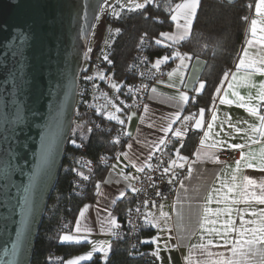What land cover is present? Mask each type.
I'll return each mask as SVG.
<instances>
[{"label": "water", "instance_id": "95a60500", "mask_svg": "<svg viewBox=\"0 0 264 264\" xmlns=\"http://www.w3.org/2000/svg\"><path fill=\"white\" fill-rule=\"evenodd\" d=\"M103 2L0 0V264L31 263ZM204 65V59H192L187 90ZM17 116L22 122L13 123ZM45 149L47 164L42 163Z\"/></svg>", "mask_w": 264, "mask_h": 264}, {"label": "crops", "instance_id": "0c3cea01", "mask_svg": "<svg viewBox=\"0 0 264 264\" xmlns=\"http://www.w3.org/2000/svg\"><path fill=\"white\" fill-rule=\"evenodd\" d=\"M181 2L182 0H179L175 4ZM256 2L257 0L253 1V13L248 19L246 35L235 61V65L239 63L241 57H244L245 51L248 53L245 59L259 60L264 58V44L256 43L261 36H264V32H261V29L264 28V20H262L256 12ZM175 4L172 8H174ZM252 20H257L255 37L251 30ZM172 23V28L162 33H168L169 35L176 33L177 22L172 20ZM180 23H183V21H180ZM162 33H160L159 36V40L161 41L160 44L175 45L180 42L166 40L161 35ZM250 40L253 41L252 44L248 43ZM175 53L185 54L175 50L169 55L165 54L153 59V63L155 64L158 58L168 56L169 59L167 61H171L170 69L161 79L150 86L142 109L139 112H131L126 116L124 129L127 140L123 148L115 155L103 180L99 183V188H97L94 200L84 203L80 207L72 227L69 230L61 232L59 235L60 243H82L84 247L77 253L63 259L59 264H67V261L70 259H76L82 256L87 257L86 259L78 260L77 264H79L82 261L89 260L95 254H98L102 261L107 259L109 251L107 256H105L104 249L108 248L110 250L112 240L114 239L112 237L114 226L110 224L109 218L116 222V209L118 208L116 204L118 202H124L121 207L123 210L127 203L130 202L134 181L139 172L137 168L141 165H144V168L147 166L152 155L163 145L159 144L160 139L165 141L169 133H165L162 130L163 127L167 126L168 118L172 117L173 114L179 117L188 103L189 100H179V92L184 91L190 99L192 95L196 93L194 89L198 88L201 83L197 80L192 89L187 90L181 85L180 79L174 76L173 80L176 87L170 88L167 86L170 82L167 74L177 70L181 64V60L176 58L174 55ZM186 57L184 63L187 67L179 68V73L183 76L184 80H186L192 62L189 55L186 54ZM235 65L229 70L228 77L224 79L220 87L222 91L216 93L209 110L207 112L204 110L203 117L199 115L202 108L197 109L193 114V119L189 127L192 130L198 131V137L192 154L186 157L187 160L184 161L178 158L175 151H172L173 157L171 160H176V167L184 171L178 178L175 200L173 202L166 200L161 201L146 213L149 219L151 215L159 216L162 206V210L168 214L165 219L161 220L160 228L152 227L144 223V228L151 229L152 231L150 236L144 238L143 241H152V238H156L155 242L149 243L152 244V252L158 253L159 258L157 255H154L157 264H189L188 258L190 257V253L193 264H195L197 260L203 259L204 257L200 255V249H193L192 246L199 243H206L207 238H210L206 229L215 228L222 231L223 222L227 219V216H218L217 210L224 208L226 206V201L239 197L238 190H234L230 193L228 192V187L232 184L231 175L236 167L235 161L240 159V149H235L237 155L230 161H222L220 158V150L231 149L228 148L225 143L217 144V147L213 150L215 153L214 160L198 159L195 155L198 150L201 152L205 150L200 143L202 139H205L206 144L215 141H226L227 143L244 142L239 137L229 139L225 133L231 131V129H229L227 123L221 125L222 120L231 118L233 123L240 120H247L249 123L255 122L254 118L249 115L245 108L238 106L237 98L232 96L231 93L233 91L238 92L240 96L245 97L246 103L249 102L248 97L252 96L253 99L250 102L255 104L257 102L255 97L259 84L261 81H264V75L255 74L252 76V82L256 85L255 88L250 84L244 83L243 80L233 81L230 73L236 72ZM237 75L238 77H243V70ZM160 81L163 83H159ZM230 83L233 84L232 88L229 87ZM153 88L156 89L155 92L152 91ZM221 96L225 99L233 100L234 102L232 104H222L219 99ZM261 103L264 104V102ZM145 106H147V112L145 111ZM261 111L264 112V108H262ZM213 115L217 117L215 122L212 121ZM129 117L131 118L129 119ZM196 119L202 120L199 128L194 126ZM210 122L214 123V127L211 130L207 127V124ZM152 125H155V127ZM241 126L247 127V125ZM221 127H223L224 131H221ZM205 132H209L207 138H205ZM128 145H131V147L129 148ZM262 147H264V143H250L249 148L244 149V151L254 152L258 155ZM123 153H128V155L125 156ZM133 164H135L136 167H133ZM179 164H183L184 167H179ZM240 167L241 172L238 173V176L247 175L250 178L256 179L258 182L264 180V172L259 170L258 164L254 168H248L244 164H241ZM236 183H239V180H237ZM121 192L124 193L123 196L120 195ZM228 206L233 208L232 217L238 225L239 217L236 214V209H243L248 206L243 203L238 205L229 204ZM253 206L256 208H264V205H255L254 202ZM205 207L210 210L206 220L204 212ZM81 210H84L83 216L80 215ZM248 218L251 217L248 213H245V219ZM77 221H79L80 224V232L76 231ZM211 221H216V223L213 224ZM202 222L204 223L203 228L201 227ZM84 229H88V231L85 232ZM63 235H73L78 238L80 242H62L60 237ZM231 236L234 237L235 233H231ZM201 237L205 239L201 240ZM220 242L222 243V241ZM94 247L97 249L96 251H93ZM230 247L229 245L226 248H210V250L213 252H225L226 255L230 256L231 253L228 251ZM258 247H264V245H258ZM89 253H91V256H88ZM257 259H259V257H257Z\"/></svg>", "mask_w": 264, "mask_h": 264}, {"label": "trees", "instance_id": "16d2710c", "mask_svg": "<svg viewBox=\"0 0 264 264\" xmlns=\"http://www.w3.org/2000/svg\"><path fill=\"white\" fill-rule=\"evenodd\" d=\"M177 1L179 0H151L142 8L123 11L113 19H110V15L106 16L104 22L107 23L110 20L116 29V33L112 36L105 51L117 78H127V70L143 38L148 43L152 62L153 59L164 55L163 45L165 44H157L156 41L159 40L160 33L172 28L170 9ZM253 1L200 0L189 36L172 45V51L167 52L169 55L177 50L189 55L190 59L200 57L205 60L198 81L204 82L206 87L200 93L196 92L192 95L183 111H190L194 114L199 108L206 112L209 110L217 88L221 87L225 79V73H228L235 65L246 35L249 9L247 4L252 3L253 7ZM100 25L101 23L97 27L99 28ZM99 43V40H96L94 48L98 47ZM166 63L171 65V61ZM85 136L87 137V147L83 154L90 158H96L103 151L109 159L113 160L119 152L114 145L109 143L108 134L104 132H90ZM197 137L198 131L188 127L182 142L170 144L166 149V154L172 159V151L177 153L179 150V155L189 157ZM67 151L68 149H66L56 185L49 197L38 230L30 264H59L63 259L84 247L82 243H60L59 235L72 227L80 207L84 203L94 200L97 185L103 180L110 165L97 164L85 192L78 195L72 191L73 171L68 163ZM123 204L124 202L116 204L118 219L121 218L129 203L125 204L126 206L124 205L122 210ZM151 231L143 226V240L150 236ZM53 255H59L61 261H52ZM79 264H157V260L153 255L151 243L142 242L140 248L134 251L129 246L127 239H113L105 261L95 254L89 260Z\"/></svg>", "mask_w": 264, "mask_h": 264}, {"label": "built area", "instance_id": "2783aa9c", "mask_svg": "<svg viewBox=\"0 0 264 264\" xmlns=\"http://www.w3.org/2000/svg\"><path fill=\"white\" fill-rule=\"evenodd\" d=\"M247 6L249 8L248 21L253 13V7L252 3H248ZM94 46L90 50H87L86 47L78 76L75 109L64 150L65 156L66 149H68L67 159L73 171L72 191L78 195L85 192L97 164L110 165L112 162L103 151L96 158H90L83 154L87 147L85 134L88 135V133L95 131L104 132L108 134L109 143L120 151L126 142L127 135L124 123L120 124L118 120L125 121L129 113L139 112L145 103L150 86L161 79L170 69L168 63H162L159 68L153 67L154 63L150 60L148 43L143 38L129 65L127 78H117L109 60L105 59L107 54L104 49V41L100 42L98 47L94 48ZM172 48V45H163L166 52L172 51ZM101 74L104 79H100ZM86 77H91V79H86ZM112 84H116L117 87L113 88ZM110 113L114 114L118 120H109L107 117ZM185 116L190 117V119L188 121L183 120ZM192 119L193 114L190 111H182L169 131L165 139L166 143L152 155L144 171L138 172L134 187L139 191L132 190L129 204L121 218L116 220L112 237L114 239H127L129 246L134 251H137L143 242L142 229L147 211L161 201L173 202L175 200L178 178L184 171L173 166L169 173H164V168L168 167L171 161V158L166 154V149L173 142L177 144L182 142L186 132L183 129L185 127L188 129ZM177 128L183 131L181 137L173 135V131ZM236 155L235 149L220 150L222 161H230ZM158 165L159 167H157ZM173 174H175L174 178ZM170 178L173 179L172 183H169ZM158 191L161 193L159 196L157 195ZM51 260L59 262L61 257L53 255Z\"/></svg>", "mask_w": 264, "mask_h": 264}, {"label": "snow or ice", "instance_id": "6c2138e0", "mask_svg": "<svg viewBox=\"0 0 264 264\" xmlns=\"http://www.w3.org/2000/svg\"><path fill=\"white\" fill-rule=\"evenodd\" d=\"M107 2V0H105ZM151 2V0H148ZM200 0H182L181 3L175 4L174 8H171L172 12L171 19L177 22V31L176 33L169 35L168 33H162L161 35L166 39L172 42L183 41L185 40L189 34L190 29L193 26V20L197 13L199 7ZM143 5L140 3H136L135 8L140 9ZM133 9H130V11ZM256 12L260 16L262 20H264V0H257L256 2ZM98 19V17H97ZM183 21V23H180ZM252 34L256 36V25L257 20H252ZM261 32H264V28L261 29ZM157 44H160L161 41L157 40ZM249 44H252L253 41H249ZM258 44H264V36H261L259 40L256 41ZM176 58L181 60V64L179 68L187 67L184 63V60L187 58L186 54L175 53ZM248 53L245 51L244 57H241L239 63L235 65L236 72L230 73L233 81L243 80L244 83L250 84L252 87H256V85L252 82V76L255 74L264 75V58L259 60L256 59H245ZM107 60V56H105ZM169 59L168 56H164L162 58H158L153 65V67L159 68V66ZM111 63V61H109ZM259 65V66H258ZM179 68L173 72H169L167 75L169 77L168 87L174 88L176 87L173 77H178L180 79V83L184 88H188L190 86V82H186L183 79V76L179 73ZM243 70L244 76L238 77V73ZM229 73H225V78H227ZM86 79H91V77H86ZM100 79H104V76L101 74ZM193 80H196L197 77L193 76ZM159 83H163L160 81ZM113 88H116V84H112ZM206 84L201 82L198 88H195L194 91L200 93ZM229 87L232 88L233 84L230 83ZM153 92L156 91L155 88L152 89ZM217 93H220L222 89L217 88ZM232 96L237 98V103L239 107H243L249 113V115L254 118V123H249L247 120H240L233 123L231 118H226L221 121V125L227 123L229 129L231 131L226 132L225 135L229 137V139H235L239 137L244 142L243 143H227L226 141H215L213 143L206 144L205 139L201 140V146L205 149L203 152L197 151L195 154L198 159H208L214 160L215 153L214 149L217 147V144L225 143L228 148L231 149H240V159L235 161L236 167L233 170L231 175L232 184L228 187V192H233L234 190L239 191L238 198H232L230 201H226V206L222 209L217 210L218 216H227V219L223 222V229H206V232L209 234L210 238H207L206 243H199L197 245H193L192 248L200 249V255L203 256V259L197 260L195 264H264V247H258V245H264V208H256L253 206V202L255 205H264V180H260L259 182L256 179L250 178L247 175L238 176V173L241 172V164H244L248 168H254L259 165V170L264 172V147L260 149L259 154L257 155L254 152H245L244 149L249 148L250 143H264V112L261 111L264 108V81H261L259 84V88L256 94V103L252 104L250 101L253 99L252 96L248 97L249 102H245V97L240 96L238 92L233 91L231 93ZM179 100L180 101H188L189 97L184 91L179 92ZM220 103L222 104H232L234 101L230 99H225L224 97H219ZM119 111V109H116ZM147 106H145V111L147 112ZM204 109L200 110L199 115L203 117ZM109 120H118V118L114 114H108L107 117ZM131 117H129L130 119ZM178 117L173 114L172 117L168 118V123L166 127H163L162 130L165 133H168L172 129L173 123H175ZM190 117L185 116L183 120L188 121ZM217 117L213 115L212 121L215 122ZM22 122L20 121L19 116H17L16 120L13 123ZM120 124H123V120H118ZM210 122L207 124L209 130L213 129L214 123ZM202 120H195V127L199 128L201 126ZM241 125H247V127H242ZM155 127V125H152ZM183 131H187L185 127ZM183 131L180 128H177L173 131V135L176 137H181L183 135ZM221 131H224L223 127H221ZM205 138L208 137L209 132H205ZM250 142V143H249ZM75 143V141H73ZM166 142L163 139H160L159 144H165ZM130 148L131 145H128ZM123 155L127 156L128 153H123ZM177 156L180 160L186 161L187 158L183 156H179V150H177ZM218 162V161H217ZM255 162V163H254ZM42 163H48V150L45 149L42 154ZM173 166H177L176 160H171L168 167L164 168V173H169ZM179 167H184L183 164H179ZM133 167H136L133 164ZM150 167V165H149ZM159 167V165L157 166ZM191 170V169H190ZM137 171L143 172L144 165H141L137 168ZM175 174H173L174 178ZM87 179V177H85ZM239 180V183L236 181ZM173 179H169V183H172ZM99 188V185H97ZM258 189V191H257ZM133 191H139L135 187H133ZM121 196L124 195L123 192L120 193ZM157 195H161L158 191ZM210 202V201H209ZM145 203H148L145 201ZM245 204L248 207L243 209L237 208L236 214L239 217V224L237 225L235 220L232 217L233 208L230 205H238ZM155 206V205H153ZM210 210L205 207V220L207 219V214ZM245 213L251 218L245 219ZM81 216L84 215V210H81ZM151 215V214H149ZM167 213L162 210L159 212V216L151 215V218L145 217V223L151 225L152 227L160 228L161 220L167 217ZM109 222L112 226H116L115 220L109 218ZM211 223L215 224L216 221H211ZM201 227H204V223L202 222ZM77 232L81 231L79 221H77ZM85 232L88 229H84ZM231 233H235V236H231ZM86 239V237H85ZM156 238H152V241L145 240L143 243L155 242ZM204 237H201V240H204ZM62 242H76L79 243L80 240L73 235H63L60 237ZM222 241V243L220 242ZM231 246L228 251H230L231 255H226L225 252H213L210 248H226L227 246ZM97 249L94 247L93 251ZM109 249H104V254L107 256ZM153 255H157L158 253L154 252ZM91 256V253L88 254ZM259 257V259H257ZM87 257H78L76 259H70L67 261V264H77L78 260L86 259ZM189 259V264H193L191 260V253Z\"/></svg>", "mask_w": 264, "mask_h": 264}, {"label": "rangeland", "instance_id": "374dc122", "mask_svg": "<svg viewBox=\"0 0 264 264\" xmlns=\"http://www.w3.org/2000/svg\"><path fill=\"white\" fill-rule=\"evenodd\" d=\"M147 2L148 0H107V2H103L97 14L98 19L97 17L95 19L90 38L88 40L87 50H90L95 45L96 40H99V42L104 41V49L110 44V40L116 33V29L110 20H108L107 23L104 22L106 16L110 15V19H113L123 11H128L130 9L137 10L135 8L136 3L144 5ZM99 23H101V25L98 28L97 25ZM163 54H167L164 49Z\"/></svg>", "mask_w": 264, "mask_h": 264}]
</instances>
